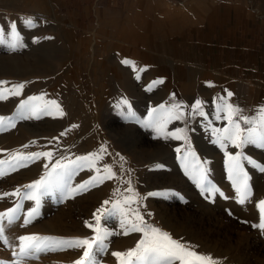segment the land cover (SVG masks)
Segmentation results:
<instances>
[{
    "label": "rangeland",
    "instance_id": "obj_1",
    "mask_svg": "<svg viewBox=\"0 0 264 264\" xmlns=\"http://www.w3.org/2000/svg\"><path fill=\"white\" fill-rule=\"evenodd\" d=\"M116 2H109L113 8H105L102 23H97L92 0H0V81H7L3 86L7 88L24 85L20 95L0 99V116L11 118L0 126V161L5 162L0 164L5 173L0 175V213L20 205L16 219L3 221L8 243L0 240V264H74L83 249L25 257L19 255V237L91 238L94 230L85 222L95 224L98 209H110L133 193L136 202L124 207L138 210L147 224L211 256L217 264H264V227H259L264 223L259 207L264 200V172L257 166L264 165V148L252 144L237 148L228 142L226 149L221 148L213 131L229 126L226 113L219 110L225 101L238 106L242 116L259 121L264 107V54L252 59L250 69H238L239 77L247 70L257 81L246 86L240 79H231V69L223 61L202 58L196 42L192 50L197 55L195 51L188 55L192 32L185 30V23L190 19L200 23L203 16L171 9L165 21L149 16L153 18L149 24L147 17L131 15V3L125 8L121 0ZM255 3L260 7L253 23L264 25V0ZM110 15H116L117 22L111 24ZM161 35L171 49L149 47ZM193 35L196 39L197 33ZM261 43L264 52V39ZM174 50L176 61L166 59ZM198 100L199 110L195 109ZM51 101L64 115L53 108L52 115L36 118L22 107V102ZM161 105L181 106L177 111L182 119H173L165 131L182 129L180 135L186 140L165 138L145 126L152 110ZM241 126L248 125L241 122ZM102 148L106 151L95 158V167L78 170L70 186L98 176L97 168L99 176L106 175L105 165L115 173L111 179L75 194L60 187L41 190L39 204L24 199L23 194L32 191L25 186L40 180L57 162L67 164ZM17 152H51L52 156L12 170L9 163ZM227 152H242L255 162L243 161L250 186L244 204L229 179ZM197 160L206 169L205 187L214 186L216 193L204 191L189 175ZM17 189L20 196L3 195ZM33 208L36 214L25 224ZM101 224L113 234L105 241L106 249H94L95 260L119 264L112 253L134 248L142 233L123 235L118 215L107 222L102 218Z\"/></svg>",
    "mask_w": 264,
    "mask_h": 264
},
{
    "label": "snow or ice",
    "instance_id": "obj_2",
    "mask_svg": "<svg viewBox=\"0 0 264 264\" xmlns=\"http://www.w3.org/2000/svg\"><path fill=\"white\" fill-rule=\"evenodd\" d=\"M28 23H31L29 20ZM14 27V25H13ZM124 63H130L125 60ZM162 82V81H161ZM7 81H0V99H7L9 95H20L24 85H12L11 88L3 87L7 85ZM229 97L232 93L227 94ZM30 100H40L42 97H30ZM127 104V100L123 101ZM201 102L198 100L195 104V109H200ZM22 107H27V110L31 112L33 116L39 118L40 114L52 115L53 108L59 115H64L62 110L59 109V105L55 101L41 104H27L22 102ZM181 106L172 105L171 108L166 109L164 105H161L158 109H153L150 114L149 120L145 123L146 127H154L158 134L167 138L169 135L176 139L186 140V136L180 135L183 132L182 129H177L175 132L167 133L165 131L166 125L173 119H182V113L177 111ZM220 111L226 113V119L229 122V126L223 129H214V133L217 134V142L221 148H227V143H231L234 147L243 148L246 144H252L264 148V107L260 110V119L257 121L255 118L242 116V110L231 103H225L220 106ZM200 115H205L202 111ZM217 118H220L219 116ZM10 122L11 118L0 116V126H3L5 121ZM241 122L247 127H242ZM14 126V125H12ZM75 127V126H74ZM222 133V135H220ZM24 147H28L25 145ZM180 149H177L179 151ZM106 149H101L100 153L89 154L84 157H77L75 160H69L67 164H60L57 162L45 176H42L40 180L33 182L30 185L25 186L31 189L30 192L23 194L24 199L34 200L39 204V194L41 190L48 191L53 187H60L69 194H75L78 192L86 191L91 186H96L98 183H102L104 179H111L115 173L112 172L110 165L104 166L106 175L99 176L100 169L96 171L98 176L91 177L90 180L84 181L82 184L77 185L75 188L70 186V181L75 173L85 166L95 167V158L100 157L101 153ZM189 155L195 158V154L189 149ZM227 163L229 179L232 181L234 187L239 193V203L244 204L248 196L250 195V186L248 183L249 176L244 168V160H248L249 163H255L249 158L245 157L242 152L235 154L227 152ZM46 156L51 157V152H31V153H15L9 166L12 170H16L17 166H27V161H35L37 158ZM5 163L0 161V164ZM261 172H264V165H257ZM47 167V165H45ZM187 170V167H186ZM5 173L0 171V175ZM189 175L193 177L203 188L204 191L210 193H216L218 190L214 186H207L206 169L197 160L196 164L192 166V170ZM128 191L132 192L131 189ZM3 195H15L20 196L21 190L17 189L14 193H4ZM149 195H153L149 193ZM2 198V197H0ZM136 202V195L133 193L131 196H126L123 201H116L112 208L108 209L101 207L94 214L95 224L85 222L86 226L94 230L95 235L91 238H57L40 236L38 234H31L19 237L21 256L36 255L43 251H62L66 248H79L83 249V255L74 262V264H98L95 260L94 249L104 250L107 245L105 244L108 236L113 233L109 232L101 224L102 218L107 222L114 216L120 217V227L123 229V235H128L132 232L142 233V238L138 240L134 248L128 249L125 252H113L112 255L119 259V264H217V262L211 256L200 254L194 250V247L182 243L179 240L174 239L170 233L163 231L162 229L153 225L147 224L143 216L138 210L132 208H126L125 205H130ZM109 201H104V205H107ZM20 205L16 208L8 209L4 213H0V240L4 243H8L7 236L5 235V227L3 221L7 218L11 223L15 217V213L19 209ZM261 212L264 213V200L259 202ZM36 209H30L28 213V219L25 220V224L31 222V218L36 214ZM264 227V223L259 225Z\"/></svg>",
    "mask_w": 264,
    "mask_h": 264
},
{
    "label": "crops",
    "instance_id": "obj_3",
    "mask_svg": "<svg viewBox=\"0 0 264 264\" xmlns=\"http://www.w3.org/2000/svg\"><path fill=\"white\" fill-rule=\"evenodd\" d=\"M110 1L92 0L91 11L94 19H97V23H102V19H104L101 16L102 11L105 12V8H111ZM115 1L118 3V0ZM121 2L125 8L131 3L133 8L131 15L147 17L146 21L149 24L156 17L165 21V16L171 9H184L191 16H203L204 20L200 23L194 19L185 23V30L192 32V42L186 49L188 55L196 52V50H192L195 46L194 42H196V46H199V55L202 58L215 57L231 69V79H240L244 85L249 87L257 82L251 71H243L240 77L237 74L239 68L250 69L252 59L264 54L261 48V42L264 39V25L253 23L255 12H258L260 7V5H256L255 0H121ZM33 8L39 11L43 10L36 6ZM85 15H88L87 12ZM152 15L153 18L149 19V16ZM109 21L111 24L117 22L116 15H110ZM146 24L147 22L144 25ZM193 32L197 33L196 39ZM166 40L161 35L156 43L149 47H172ZM258 48L260 49L259 53L257 52ZM176 52L175 50L171 52V55H168L169 57L166 59L176 61V56H174ZM178 53L180 54L181 51L179 50ZM195 54L197 55V52ZM253 65L255 66V63Z\"/></svg>",
    "mask_w": 264,
    "mask_h": 264
}]
</instances>
